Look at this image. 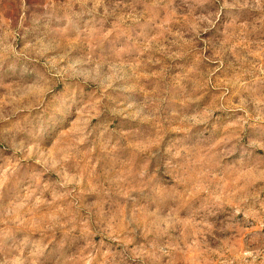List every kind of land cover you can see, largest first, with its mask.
I'll list each match as a JSON object with an SVG mask.
<instances>
[{"label":"rangeland","instance_id":"rangeland-1","mask_svg":"<svg viewBox=\"0 0 264 264\" xmlns=\"http://www.w3.org/2000/svg\"><path fill=\"white\" fill-rule=\"evenodd\" d=\"M0 264H264V0H0Z\"/></svg>","mask_w":264,"mask_h":264}]
</instances>
